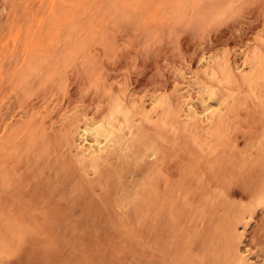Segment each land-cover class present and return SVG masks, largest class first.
Instances as JSON below:
<instances>
[{
  "label": "rangeland",
  "instance_id": "374dc122",
  "mask_svg": "<svg viewBox=\"0 0 264 264\" xmlns=\"http://www.w3.org/2000/svg\"><path fill=\"white\" fill-rule=\"evenodd\" d=\"M106 108L127 143L95 169L75 128ZM241 263L264 264V0H0V264Z\"/></svg>",
  "mask_w": 264,
  "mask_h": 264
},
{
  "label": "bare ground",
  "instance_id": "6f19581e",
  "mask_svg": "<svg viewBox=\"0 0 264 264\" xmlns=\"http://www.w3.org/2000/svg\"><path fill=\"white\" fill-rule=\"evenodd\" d=\"M181 94L182 93L180 92V95ZM183 94L185 95L184 92H183ZM155 96L156 95H152L153 99L154 100L156 99L155 101H158L160 103L161 101H159V99L161 100L162 98L158 96L157 97L158 100H157V98ZM152 97H150V98H152ZM150 98H149V100H151ZM184 99L187 102V104H186L187 108L188 107L191 108V106L193 105L192 106L193 108H191L192 110H190V111L197 110L198 111L197 113H199V112L200 113H204V116H206L205 113L207 114L208 111L210 113H212V112H215L217 109L219 110L220 106H222V104H223L222 95L219 94L213 87H208V86L197 88L196 90H194V92L191 95V97H187V99L185 97ZM183 103H184V101H183ZM110 110L111 109L106 108V110H104L103 112H101L98 115H89L87 113H83L82 116H80L81 120L76 125L75 135H74L76 140L74 139L75 140L74 145L76 144V149L78 151V155L82 158V160H84L83 162H86L88 164L89 167H92L93 165H95L97 162H99L100 160H102L104 158L103 157V151H105L104 149L109 148V147H114V146H116V149H117L119 147L117 145H121L122 146V148L120 147V150H121V149L124 148L123 146L126 145V143H127V142H125V144L124 143L122 144V140H123L122 138H123V135H124L123 133H126V132L123 131V130H125L123 128V124H121V122L119 123L118 117L116 118L114 113L111 112L112 110L111 111ZM187 113H189V111ZM190 113L192 114L193 112H190ZM196 114H194V116ZM197 115H196V117H198ZM202 115L203 114H201V116ZM211 115L212 114L207 115V117L211 116ZM213 116L215 117V115H213ZM208 118H211V117H208ZM123 142H124V140H123ZM126 148L127 147L125 146V149ZM110 149L112 150L113 148H110ZM110 149H108V150H110ZM129 149L130 148H127V150H129ZM114 151H116V150H114ZM117 152H118V150H117ZM121 152H122V150H121ZM123 152L125 154V150H123ZM130 152L131 151L129 150V153ZM75 154L77 155V152H75ZM130 154H132V153H130ZM119 155H120V152H119ZM119 155H117V156H119ZM77 156H76V158L79 159L78 158L79 156L78 157ZM107 156H108V154H107ZM126 158H127V156H126ZM128 158H129V156H128ZM128 158H127V160H128ZM92 171H93V169H92ZM89 172H90V169H89ZM239 215H240L239 213H237V212L234 213L233 212L231 217H235V216H239ZM236 219H238V218H236ZM241 219H243V215L240 218V220ZM234 220L235 219L233 218V220L231 222H233ZM239 257L242 258V256H239ZM240 258H239V260H241ZM242 260H243V258H242ZM242 260L240 262H242ZM237 263H238V261H237Z\"/></svg>",
  "mask_w": 264,
  "mask_h": 264
}]
</instances>
